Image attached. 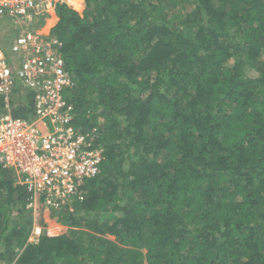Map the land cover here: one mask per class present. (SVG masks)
Segmentation results:
<instances>
[{"label":"trees","instance_id":"trees-1","mask_svg":"<svg viewBox=\"0 0 264 264\" xmlns=\"http://www.w3.org/2000/svg\"><path fill=\"white\" fill-rule=\"evenodd\" d=\"M83 1L49 35L100 170L82 200L41 195L39 226L68 232L28 242L29 193L0 167V264H264V0Z\"/></svg>","mask_w":264,"mask_h":264},{"label":"built area","instance_id":"built-area-1","mask_svg":"<svg viewBox=\"0 0 264 264\" xmlns=\"http://www.w3.org/2000/svg\"><path fill=\"white\" fill-rule=\"evenodd\" d=\"M63 2L0 0V167L11 169L15 183L27 189L26 206H35L41 195L45 206L82 200L79 188L99 173L102 160L100 149L92 148V133L77 131L71 122L63 91L73 82L62 44L38 29ZM24 90L34 94L33 113L14 117L13 104Z\"/></svg>","mask_w":264,"mask_h":264},{"label":"rangeland","instance_id":"rangeland-1","mask_svg":"<svg viewBox=\"0 0 264 264\" xmlns=\"http://www.w3.org/2000/svg\"><path fill=\"white\" fill-rule=\"evenodd\" d=\"M76 11L77 12L78 11L80 12V10H78V9ZM186 12L191 13L192 12V9L188 8V10ZM165 15H166L167 18H170L171 17L170 12L169 13H166ZM249 75L252 76V77H254V76H256V73H255V71L254 72L251 71L249 73ZM37 206H38V204H36L35 206L34 205L33 206H26V208L29 211L28 214L32 218V228H31V232H30V236H29L28 242L35 241V239L37 237H39L42 233H44V234H46L48 236H56V235H61V234H64V233H67L68 232L67 231L68 228L66 226H61V225H49V226H45V227H42L41 228L39 226V224L37 223V220H38ZM36 228L39 229V232H40L39 234H35V232H36L35 229ZM109 238L112 239V240H114L113 237H109ZM2 264H5V263H2Z\"/></svg>","mask_w":264,"mask_h":264},{"label":"crops","instance_id":"crops-1","mask_svg":"<svg viewBox=\"0 0 264 264\" xmlns=\"http://www.w3.org/2000/svg\"><path fill=\"white\" fill-rule=\"evenodd\" d=\"M63 3L66 4L68 7H72V8L74 7L73 5L71 6V4L68 2V0H65ZM80 6H81V9H80V12L78 11L79 14H81V12L84 10V7H85L83 0H80ZM73 9L75 10L76 8L74 7ZM57 21H58V18L56 16V13H54L49 18H47L46 20L41 21L39 23L38 29L44 34L49 33L51 28L57 23Z\"/></svg>","mask_w":264,"mask_h":264},{"label":"clouds","instance_id":"clouds-1","mask_svg":"<svg viewBox=\"0 0 264 264\" xmlns=\"http://www.w3.org/2000/svg\"><path fill=\"white\" fill-rule=\"evenodd\" d=\"M65 1V0H64ZM71 9H73L72 7H70ZM74 10V9H73ZM24 93V92H23ZM1 113V112H0ZM32 113H33V111H32ZM32 113L30 114V115H32Z\"/></svg>","mask_w":264,"mask_h":264}]
</instances>
